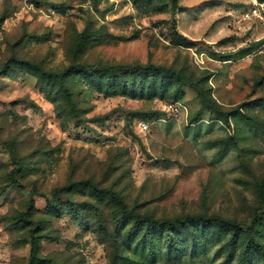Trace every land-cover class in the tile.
<instances>
[{"label": "rangeland", "instance_id": "obj_1", "mask_svg": "<svg viewBox=\"0 0 264 264\" xmlns=\"http://www.w3.org/2000/svg\"><path fill=\"white\" fill-rule=\"evenodd\" d=\"M177 7L0 0V264H264V0Z\"/></svg>", "mask_w": 264, "mask_h": 264}, {"label": "trees", "instance_id": "obj_2", "mask_svg": "<svg viewBox=\"0 0 264 264\" xmlns=\"http://www.w3.org/2000/svg\"><path fill=\"white\" fill-rule=\"evenodd\" d=\"M177 0H171V9L175 11L177 9ZM120 68V67H119ZM151 68V69H150ZM149 69L151 71H155L156 69L154 67H150ZM137 70L143 69L142 67H136ZM37 70V69H34ZM70 70H66L62 74H50V73H42L41 76H43L46 80H58L60 85H63V81L70 72ZM65 95H67V91H64ZM112 199L119 204L120 206V216H122L124 219H128L130 221H133L134 227L132 228L131 232L134 233V236H136L139 233H142L141 230H146V235L148 237H143L142 244L143 245H151L154 249L155 247V239L154 236L151 234L155 230L161 231L164 229L173 230V231H179L181 228H185L188 225H202V226H217L219 228H224L232 232L233 236L232 238H236L238 234H241L242 232L245 233L247 242L249 245H252L251 247H254L256 249H261L262 246L254 239L253 232H254V224L261 223L260 219H255L250 225H241L233 221H229L226 219H222L218 216H185L181 218H176L173 220H166V221H159L155 220L149 216L145 215H139L135 212L134 209L126 210L125 207L122 205L121 200L117 197L116 194L111 193ZM49 206H55L56 201H47ZM264 202V201H263ZM244 229V231H242ZM131 238V237H130ZM170 245H173V238H170L168 240ZM30 257L28 264H38V263H45V264H53L50 260L41 261L37 256L38 251V245L36 244V241L34 239L30 242ZM154 252V251H153ZM154 255V253H153Z\"/></svg>", "mask_w": 264, "mask_h": 264}, {"label": "built area", "instance_id": "obj_3", "mask_svg": "<svg viewBox=\"0 0 264 264\" xmlns=\"http://www.w3.org/2000/svg\"><path fill=\"white\" fill-rule=\"evenodd\" d=\"M138 128L140 129V132H144L146 131L147 126L144 123H140Z\"/></svg>", "mask_w": 264, "mask_h": 264}]
</instances>
